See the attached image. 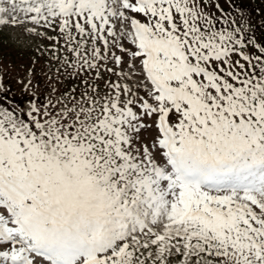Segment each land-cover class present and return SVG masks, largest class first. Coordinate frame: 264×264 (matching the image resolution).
<instances>
[{"label":"snow or ice","instance_id":"6c2138e0","mask_svg":"<svg viewBox=\"0 0 264 264\" xmlns=\"http://www.w3.org/2000/svg\"><path fill=\"white\" fill-rule=\"evenodd\" d=\"M209 7L0 0V28L56 32L69 75L95 72L0 105V264H264V46Z\"/></svg>","mask_w":264,"mask_h":264},{"label":"rangeland","instance_id":"374dc122","mask_svg":"<svg viewBox=\"0 0 264 264\" xmlns=\"http://www.w3.org/2000/svg\"><path fill=\"white\" fill-rule=\"evenodd\" d=\"M212 2L213 4L219 3L224 9L223 13L215 7L207 9L216 19L217 29L227 28L231 31L234 27L231 22L235 20L236 26H241L246 42L251 39L256 44L264 46V0H212ZM31 27L34 26L27 24L15 28L8 26L0 28V83H2L0 105L11 109H23L24 112H27L30 101H23L20 97L11 95L9 91L12 89L34 97L45 94V101L48 105L49 101L54 103L60 94L53 92V88L63 92L74 84H79L82 79L95 76V72L70 76L73 69L67 65L62 66L61 60L57 57H67L69 60L74 57L64 51L60 45L54 47V41L46 39L47 36H55L56 32L40 26H35L36 31L44 35L25 32V28ZM244 50L253 55L258 52V49L254 50L253 43H248ZM58 68L59 73L56 71ZM101 76L103 79L95 82L100 84L102 90L104 80L111 78L115 81L117 79L116 76L109 77V74L103 71ZM79 91L80 89H77V93ZM43 108L41 105V110ZM21 116L23 118L22 114ZM171 264H179V258H171ZM190 264H195V258L190 260Z\"/></svg>","mask_w":264,"mask_h":264},{"label":"trees","instance_id":"16d2710c","mask_svg":"<svg viewBox=\"0 0 264 264\" xmlns=\"http://www.w3.org/2000/svg\"><path fill=\"white\" fill-rule=\"evenodd\" d=\"M9 93L11 95L20 97V99L23 100V101L24 100H28V98H30L29 101L34 102L40 108H41V105H42V108H43V106H47V103L45 101V98H46L45 94L37 95L35 97L34 96H32V97L30 96L29 97V95H25V93H22V92L18 93L16 90H13V89L11 91H9Z\"/></svg>","mask_w":264,"mask_h":264}]
</instances>
